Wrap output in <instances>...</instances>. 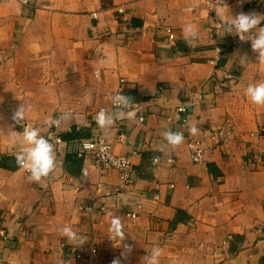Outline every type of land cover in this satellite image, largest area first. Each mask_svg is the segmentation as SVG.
I'll use <instances>...</instances> for the list:
<instances>
[{"label":"crops","instance_id":"1","mask_svg":"<svg viewBox=\"0 0 264 264\" xmlns=\"http://www.w3.org/2000/svg\"><path fill=\"white\" fill-rule=\"evenodd\" d=\"M236 1L0 0L1 264H147L153 249L159 264H264V105L245 94L264 84V57L251 47L264 8ZM240 14L260 21L243 40L227 26ZM117 91L134 115L102 129L96 116L116 111ZM52 119L63 143L55 168L34 181L16 160L23 132ZM215 129L224 143L207 138ZM167 131L183 142L169 144ZM95 137L116 155L134 152L131 186L73 154ZM189 139L205 149L201 162ZM114 216L121 242L109 238Z\"/></svg>","mask_w":264,"mask_h":264},{"label":"clouds","instance_id":"2","mask_svg":"<svg viewBox=\"0 0 264 264\" xmlns=\"http://www.w3.org/2000/svg\"><path fill=\"white\" fill-rule=\"evenodd\" d=\"M260 23L255 15L240 14L231 21L227 22L228 30L241 37L256 28ZM183 32L186 40L194 41L198 39V31L195 26L188 23L184 26ZM243 40V39H241ZM253 51L259 52V58L264 57V29L255 36L251 41ZM246 96L250 99L251 103L255 105H264V84H250L245 90ZM112 104L116 108L114 113H107L105 110H100L96 116V123L102 129H107L114 123L115 119L131 118L134 113L132 111L125 112L123 109H130L132 100L121 93H117L111 97ZM23 111L20 109L14 114V120H23ZM67 118V114L65 116ZM59 123V120L52 119L48 121V127H53ZM198 129L193 125L189 127V132L192 135L197 133ZM164 137L169 144L177 146L184 140L182 133H173L167 131ZM23 142L27 145L26 149L19 153L16 157L17 163L30 173V179L39 181L42 177L48 174L55 168L56 162L54 158L53 146L44 136L40 135L38 128H25L23 132ZM103 150V149H102ZM62 234L69 240H76L77 235L72 231L70 226H64L60 229ZM109 238L119 239L121 242L124 239V231L122 230L120 218L114 216L111 221L110 236ZM127 251H131V246H125ZM160 255L159 249H153L151 255L147 258V264H159L158 257ZM113 264H119L118 260H113Z\"/></svg>","mask_w":264,"mask_h":264},{"label":"built area","instance_id":"3","mask_svg":"<svg viewBox=\"0 0 264 264\" xmlns=\"http://www.w3.org/2000/svg\"><path fill=\"white\" fill-rule=\"evenodd\" d=\"M24 2H26V0H24ZM236 4L241 8L247 7L248 10L253 9L254 7L264 8V0H237ZM168 37L169 39H171L172 34L169 33ZM117 93H120V91H117ZM176 111L177 113H182V114L185 113L186 112L185 106L179 105L176 108ZM141 119L142 117L139 118V120ZM57 127L58 124L53 127H48V122H47L46 130L40 131V135L44 136L52 144L54 153L57 152L59 145L63 143V140L59 132H57ZM254 134L258 135L259 133H251V135ZM206 136L209 140H213L215 144H218L220 142L224 143L226 141V139L225 141L222 140L221 131L218 129L210 131ZM188 147L190 150V157L192 161L196 163L201 162L205 149L200 144V141L196 139H189ZM73 152L76 153V156L78 157L90 156L93 165L100 170H105L109 168L116 169L119 172V178L121 180L122 188L132 185L133 180L130 171L132 164L131 157L134 152H132L131 154L116 155L112 153L110 144L101 137L80 140L77 144H75L73 148ZM261 206L264 210V197L261 199ZM136 208L137 209L141 208L140 203L136 205ZM100 209L102 210L103 208L101 207ZM126 214L131 218L137 217V211L136 212L127 211ZM261 229L264 232V222L261 225ZM79 256H80L79 253L74 255V257L76 258H78Z\"/></svg>","mask_w":264,"mask_h":264},{"label":"rangeland","instance_id":"4","mask_svg":"<svg viewBox=\"0 0 264 264\" xmlns=\"http://www.w3.org/2000/svg\"><path fill=\"white\" fill-rule=\"evenodd\" d=\"M207 3H209L210 5H212V7L215 5L214 2H211V1H207Z\"/></svg>","mask_w":264,"mask_h":264},{"label":"trees","instance_id":"5","mask_svg":"<svg viewBox=\"0 0 264 264\" xmlns=\"http://www.w3.org/2000/svg\"><path fill=\"white\" fill-rule=\"evenodd\" d=\"M66 137H69V136H66ZM70 141H72V140H70ZM73 154L76 156V153L73 152ZM3 158H4V157H3ZM1 160H2V159H1ZM1 160H0V164L2 165V161H3V160H2V161H1Z\"/></svg>","mask_w":264,"mask_h":264}]
</instances>
